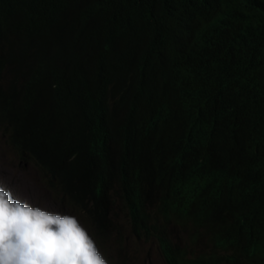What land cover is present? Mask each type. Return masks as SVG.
<instances>
[{"label": "trees", "instance_id": "trees-1", "mask_svg": "<svg viewBox=\"0 0 264 264\" xmlns=\"http://www.w3.org/2000/svg\"><path fill=\"white\" fill-rule=\"evenodd\" d=\"M0 18V128L15 148L83 213L106 216L121 188L170 264H198L167 226L223 208L209 196L223 168L206 169L204 150L228 164L264 142V0H0ZM242 197L215 226L240 235L248 216L244 257L264 264V192Z\"/></svg>", "mask_w": 264, "mask_h": 264}, {"label": "clouds", "instance_id": "clouds-1", "mask_svg": "<svg viewBox=\"0 0 264 264\" xmlns=\"http://www.w3.org/2000/svg\"><path fill=\"white\" fill-rule=\"evenodd\" d=\"M0 23L2 25V18H0ZM0 132L24 162L36 165L47 200L54 205L53 207L47 206V209L43 208L28 200L17 198L11 189L0 186V264H116L107 255L111 252L100 249L96 241L107 243L109 238L107 230L114 228V221L121 216L126 219L131 229L130 235L134 238L147 243L157 241L161 254L170 264L165 247L157 238L159 235L152 234L155 230L146 232L136 230L129 222L127 210L124 208L127 203H123V197L126 198V195L121 188L114 187L123 197H116L115 202L108 208L106 216H95L88 210L86 211L90 214L83 213L82 210L85 209L67 204L61 195H56L52 191L49 184L51 175L44 169L41 163L42 157L27 156L24 158L25 155L15 148L7 132L2 128ZM85 144L83 143L84 147H87ZM239 149V156L233 158L228 164L218 163L215 155L209 150H204L199 156L203 157L206 169L223 168L221 175L223 177L214 186L216 195L209 192L212 202L222 204L223 208L212 217L208 216L198 220L190 217L178 218L174 215L179 222L171 226H178L180 231L167 226L176 252L180 248L183 249L190 261L199 262L198 264H248L244 254L248 253L250 232L255 230L248 216H242L241 220L236 222L238 226L243 224L246 229L240 235L229 229L217 230L215 226L216 220L226 222L236 220V212L240 209L237 206L244 204L242 195L248 189H254L258 193L264 192V142L262 138H254ZM101 151L107 168L119 169L121 167L124 156L120 153H109L103 149ZM137 197L138 191L131 195L130 200H137ZM169 216L171 217L172 214ZM161 228L162 226L157 227L156 230ZM180 232L190 234L191 243L201 250L199 255H195L193 249L184 246V242L179 237ZM120 246H122L121 243H117V248ZM236 256L242 258L241 262L236 261Z\"/></svg>", "mask_w": 264, "mask_h": 264}, {"label": "rangeland", "instance_id": "rangeland-1", "mask_svg": "<svg viewBox=\"0 0 264 264\" xmlns=\"http://www.w3.org/2000/svg\"><path fill=\"white\" fill-rule=\"evenodd\" d=\"M36 165L28 164L19 157L6 142L0 132V186L12 190L13 195L22 200L40 205L47 209L54 205L47 200ZM180 231L178 226H171ZM118 230V231H117ZM126 219L121 216L114 221V228H109L108 242L96 241L97 246L105 252H111L109 258L116 264H168L161 254L159 243H147L130 235ZM184 246L193 249L195 255L201 250L191 243L190 234L180 232ZM117 243L122 246L117 248ZM122 250L123 252H119Z\"/></svg>", "mask_w": 264, "mask_h": 264}]
</instances>
